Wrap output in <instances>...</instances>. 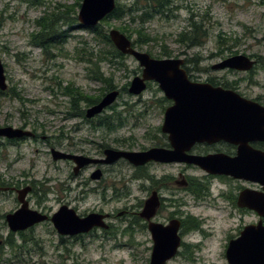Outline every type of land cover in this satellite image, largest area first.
<instances>
[{
  "label": "rangeland",
  "instance_id": "obj_1",
  "mask_svg": "<svg viewBox=\"0 0 264 264\" xmlns=\"http://www.w3.org/2000/svg\"><path fill=\"white\" fill-rule=\"evenodd\" d=\"M29 1L0 0V60L5 68L8 88H14L23 100L0 96V126L20 127L26 123L30 127L41 128L46 136L52 138L55 148L70 153L86 150L95 152L100 145L118 148L120 146L115 140L129 137L135 143L130 150H142L154 145L156 141L151 140V136H158L155 128L166 105L163 108L162 102H157L163 93L156 84H150L139 96H132L124 90L126 83L140 70L132 57H126L122 67H109L105 62L99 64L100 70L108 78L112 77L113 86L120 92L111 105L114 108H108L103 115H122V128L110 131L100 127L93 129L91 125L84 124L81 118L71 116L87 107L81 103L72 111L70 98L62 94L64 87L73 84L81 88L86 97L104 93L101 83L89 79V68L93 66L85 62L87 51L81 50L82 47L86 50L93 48L95 42L92 35L79 26L76 19L79 7H75L69 14L74 21L70 23V19H67L66 24L63 21L58 23V31L66 35L64 43L50 47L47 51L31 45V34L39 30L34 20L58 9L64 11L63 5L74 6L77 0H38L41 3L38 6H31ZM132 1L117 0L125 5H130ZM167 14L168 17H155L144 24H126L130 29L143 27V33L154 38L153 42L141 49L136 47L137 50H148L152 56L148 54L156 59H183L190 65L198 64L199 68H207L235 53L264 58L263 0H172L171 12ZM192 22L199 23L207 34L200 40L199 46L186 48L175 40L179 33L190 30L189 24ZM101 24L106 32L125 25L124 21L119 20ZM136 37L137 34H133L132 39ZM214 73L213 76H220V72ZM233 79L230 77L228 80ZM259 82V87L251 88L252 94H264V74ZM71 168L67 162L53 161L48 146L42 141L23 143L17 147L0 146V177L8 181L26 174L30 180L42 184L47 189L42 206L49 215L63 204L75 209L78 215L91 212L95 206L108 212L124 205L132 211V206H137L140 199L148 197L144 187L149 188V183L130 180L132 172L128 168L125 169L128 172L126 198L121 204L109 201L110 192L103 196L91 191L81 193L82 187L78 186V180H86L90 171L68 181L72 175ZM175 170L176 167L154 166L149 172L161 175L174 173ZM61 184H67L65 186L69 191L61 193L58 190ZM94 184L90 182V185ZM182 197L178 193L175 195L176 200L181 201ZM31 204L35 206V202ZM13 207L12 195L0 194V216ZM160 211L163 212L159 215L161 222L170 212H184L201 223L200 230L182 237L178 253L166 264H227L226 232L235 224L232 219L192 201L185 206ZM175 218L178 219L177 216ZM247 220L244 217V222ZM116 223L120 224L119 221ZM135 231L132 242L127 236L117 235L116 240L111 236L104 238L100 231L75 239L60 237L48 222L37 227L33 234L44 254L28 258V264H149L152 248L150 234L147 230ZM2 234L6 235L7 230L3 229ZM12 264L18 263L12 261Z\"/></svg>",
  "mask_w": 264,
  "mask_h": 264
},
{
  "label": "water",
  "instance_id": "obj_2",
  "mask_svg": "<svg viewBox=\"0 0 264 264\" xmlns=\"http://www.w3.org/2000/svg\"><path fill=\"white\" fill-rule=\"evenodd\" d=\"M116 0H82L77 14L81 27H95L102 19L112 13ZM108 37L116 50L123 55L133 57L142 68L141 76H135L128 87V93L139 95L146 89V83H158L164 96L173 101L165 111L161 131L168 135L171 149L152 147L146 151H118L106 149L105 159L96 160L51 149L54 161L69 160L74 163L73 173L91 163L110 164L123 158L137 167L149 161L160 163L192 164L206 173L228 175L233 178L249 179L264 185V153L250 150L238 139L248 136L252 139L262 137L259 128L264 127V109L239 98L237 93L208 84L193 83L188 80L181 68V59H154L147 53L138 51L132 46L131 40L117 29H110ZM254 62L245 55L228 57L214 66V69L249 70ZM7 89L3 64L0 60V91ZM119 96L113 89L101 100L87 108V119L100 115L111 106ZM30 131L13 127H0V137L7 139L29 137ZM223 139L228 142L240 143L238 155L231 158L222 154L193 155L187 151L195 143H214ZM99 171L92 174L93 179L99 178ZM254 198V197H253ZM250 196L242 193L239 197L241 206H249ZM253 208L264 217V197L256 196ZM159 205L156 192L146 200L141 217L146 221L154 216ZM11 231L25 229L36 223L48 220L46 215L22 207L14 214L6 217ZM56 232L64 236L86 233L93 227L107 226L102 216L88 214L79 218L73 209L61 206L50 218ZM180 222L173 219L169 224L149 222L148 231L152 240L149 264H166L173 258L180 247ZM225 258L228 264H264V226L245 227L241 236L228 242Z\"/></svg>",
  "mask_w": 264,
  "mask_h": 264
},
{
  "label": "flooded vegetation",
  "instance_id": "obj_3",
  "mask_svg": "<svg viewBox=\"0 0 264 264\" xmlns=\"http://www.w3.org/2000/svg\"><path fill=\"white\" fill-rule=\"evenodd\" d=\"M246 56L253 60L254 64L249 70L245 71L229 68L219 70L214 69V66H216L217 63L209 65L207 66V68H199L198 64L190 65L185 61L181 68L185 71L188 80L193 83L208 84L212 87H221L226 90H231L237 93L241 100L250 102L257 105L259 108L264 109V94L251 93V91L253 90H251L252 87H259L261 85L259 80L264 74V62L261 61L262 58L260 59V57L256 55ZM213 71L215 72L214 75L217 72H220V76H213ZM141 72L142 71L140 69L138 75H141ZM230 77H234V79L228 80L230 79ZM150 84H156L158 89L160 90L158 83L156 82H147L145 90L149 88ZM157 102H162L163 108L165 105L166 106L162 110L161 119L157 124V128H155L158 136H151V140L156 141V143L149 148L156 147L168 150L171 149V145L168 140V135L161 131V126L163 123L165 111L173 104V101L167 99L164 95H162L161 99H159ZM103 113L101 115H98L100 117L87 119L85 117L84 109L79 110L76 113H72L71 116L75 118H81L84 124L91 125L93 128L97 121H99L98 123H100L101 117L106 116L103 115ZM15 128L28 130L33 135L29 137L25 136L21 138H14L11 140L0 138V146L17 147L23 143H37L38 141H42L46 146H48L49 154L51 149L55 148L53 146L52 138L46 136L45 132L41 128L36 129L35 127H30L26 123L22 124L20 127ZM259 130L260 132L264 133V127H260ZM62 137H64V135ZM238 140L244 143V146L247 147L248 151L250 149L253 151L264 153V134L262 137H254V139L248 136H241ZM115 141L120 147L113 148L107 145H100L98 150L96 149L95 152L86 150L80 153H66L84 156L90 159L103 160L105 159L104 152L106 149L127 152L136 151L130 150L135 144L132 137H129L127 139H116ZM239 147L240 143L228 142L220 139L219 141L210 144L207 142L195 143L190 148V150L187 151V153L201 156L222 154L231 158H235L238 155V151L240 149ZM149 148L142 150L140 149L137 151H146ZM13 162H15V160ZM60 162H67L72 167V175L69 176L68 181L74 180L83 172L90 171L86 180H78V186L82 187L81 193H84V191H91L103 196L104 194H107V192H110L111 195L108 197L110 202L115 201L121 204L124 201V198H126V183L128 179V172L125 170L126 168H128L132 172L130 175V180L136 179L139 181H145L150 185L149 188L144 187L145 193L148 195V197H146V199H140L137 206H132V211H129L130 208H126L124 205L119 209L114 208L115 210L108 212L104 211L102 207L95 206L91 209V212L84 215H78L76 210L69 207L67 204L61 205H65L68 208L73 209L79 216V218H83L84 216L92 213L100 215L102 216V222H104L107 227H93L86 233H77L73 236H64L57 233L60 237L77 239L79 238V236L82 237L83 235L94 234L97 231H100L102 232V236L104 238L111 236L116 240L117 235H120L123 237H129V241L132 242L133 234L137 232L135 231V229L148 231L147 227L149 222L167 225L173 219H177L175 218L177 216V220L180 222L179 235L182 242V237L188 236L193 231H198L201 229V226L195 230L190 229L192 219L198 222L196 218L184 212H170L167 217H164L162 219L161 222L159 219V215L162 212L160 211L161 209L163 210L164 208L168 209L171 207H179L180 205L185 206L188 205L189 201H192L194 204L202 203L208 209H213L216 212H221L226 216L227 219H232L235 222V224L226 232L227 242L239 238L245 227H256L258 223H261L264 226V217H261L253 208V205L255 203L254 198L256 196L264 197V185L249 179L233 178L228 175H213L206 173L195 165L185 163H160L149 161L144 165L135 167L123 158H119L110 164L91 163L82 167L76 174H74V164L72 161L65 160ZM154 166L176 167V170L174 173L167 172L161 175H154L149 172L150 169ZM96 171H99L100 173L99 178L93 179L92 174H94ZM194 172H198L199 174L196 175L194 174ZM25 177L28 180H26ZM90 182L96 184L90 185ZM101 182L103 184H100ZM38 184V182L30 180L26 174H20L19 176H15L8 181H4L0 177V194L10 193L12 195L14 203V207L10 209L9 212L0 216V264H12V261H15V263L18 264H28V258L32 257L33 255L41 256L44 254L42 247L39 245V242H37V239L33 234L35 233L37 227L50 222L49 220L52 215H49L46 212V209L42 206L43 201L46 200L45 193L47 192V189L44 188L42 184ZM65 185L67 184H61V188L58 189L61 193L69 191V188ZM153 192H156L157 194L159 205L156 208L155 214L150 219V221H146L141 217L140 214L144 208L146 200L151 196ZM176 193L183 196L181 201L179 199L176 200ZM242 193H247L250 196L248 203L249 206L240 205L242 203L239 202V197ZM183 199L187 200V202H184ZM33 202H35V206L31 204ZM62 202L64 203L65 201ZM22 207L27 208L31 211H36L39 214L46 215L48 217V220L45 222L36 223L22 230L11 231L8 227L6 217L8 215L14 214ZM244 217L248 218L246 222H244ZM118 221L120 224H114ZM198 223L201 225L200 222ZM122 225L125 226V228H121ZM3 229L7 230L6 235L2 234ZM15 239L17 240V242L15 241Z\"/></svg>",
  "mask_w": 264,
  "mask_h": 264
},
{
  "label": "trees",
  "instance_id": "obj_4",
  "mask_svg": "<svg viewBox=\"0 0 264 264\" xmlns=\"http://www.w3.org/2000/svg\"><path fill=\"white\" fill-rule=\"evenodd\" d=\"M80 1L81 0H77L74 6L63 5L62 7L65 9L64 11H60L58 9L56 11H53L51 14H47L45 17H40L34 20V24L39 28V30L36 33L31 34L30 44L35 47H40L44 49V51H47V49H49L50 47H55L59 44L64 43L66 41V35H62L64 32L58 31V23L63 21V23L66 24L67 19H70V23L71 21H74L75 19L69 16V14L71 11H74L75 7L80 6ZM29 4L31 6L41 5L40 1L38 0H31L29 1ZM171 5L172 0H133L130 5L120 4L116 2V6L112 13L107 15L100 22V24L95 27L85 29L89 34L92 35L96 45L89 50H86L84 47H82L81 49L82 51H87L88 54L85 62L88 64L90 63L93 66V68H89V79L91 81L101 83L104 89V93L111 89H114L115 87L112 84V77L108 78L107 76H105L104 73L100 70L99 64L105 62L109 65V67L113 66L115 68L117 65L122 67V61L127 56L122 55L114 48L112 42L109 40L106 30L103 29L101 23H107L111 20L124 21L125 25L117 27V29L132 41L133 47L141 49L145 45L153 42L154 38L152 36H149L148 34H144L143 27H140L139 29H130L126 27V24H128L129 26L130 23L134 24L135 22L144 24L151 21L155 17H161L163 15L168 17L167 13L171 12ZM56 8H58V6ZM189 28L190 30L188 32L185 31L179 33L175 41L178 44L185 46L186 48L199 46L201 44L200 40L206 37L207 32L199 23L196 22L190 23ZM133 34H137V37L135 39H132ZM146 52L151 55L150 51L147 50ZM262 62H264V58L262 59ZM127 84L128 83H126V85ZM104 93L96 97H86L85 94L81 91V88L74 87L73 84L64 87L62 91V94L70 98L72 111H75L76 105H80L81 103H84L86 107L95 104L100 100L101 96H103ZM0 96L13 97L23 102L19 93H15L14 88H9L5 92H0ZM113 108L114 106L110 109ZM120 116L121 115L113 114L101 117L100 123H98L97 127H102L109 131L116 130L124 125V123L122 122V116ZM198 228L199 223L192 219L190 229L195 230Z\"/></svg>",
  "mask_w": 264,
  "mask_h": 264
}]
</instances>
